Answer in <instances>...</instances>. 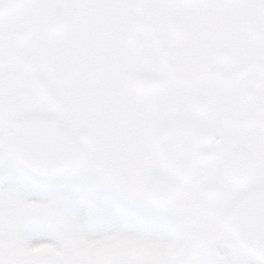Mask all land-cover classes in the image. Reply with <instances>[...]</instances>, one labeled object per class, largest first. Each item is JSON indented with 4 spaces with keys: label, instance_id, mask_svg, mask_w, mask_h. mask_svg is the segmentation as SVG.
I'll return each instance as SVG.
<instances>
[{
    "label": "snow or ice",
    "instance_id": "1",
    "mask_svg": "<svg viewBox=\"0 0 264 264\" xmlns=\"http://www.w3.org/2000/svg\"><path fill=\"white\" fill-rule=\"evenodd\" d=\"M0 264H264V0H0Z\"/></svg>",
    "mask_w": 264,
    "mask_h": 264
}]
</instances>
